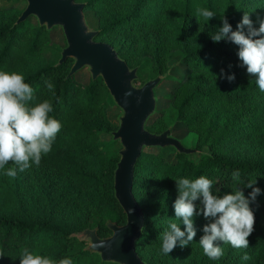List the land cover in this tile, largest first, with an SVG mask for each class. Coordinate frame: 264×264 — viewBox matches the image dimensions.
I'll return each mask as SVG.
<instances>
[{"label": "trees", "instance_id": "obj_1", "mask_svg": "<svg viewBox=\"0 0 264 264\" xmlns=\"http://www.w3.org/2000/svg\"><path fill=\"white\" fill-rule=\"evenodd\" d=\"M86 4L84 12L93 10L98 20L96 41L107 42L121 58L134 68L145 58L153 63L154 72L167 73L169 55L181 53L186 71L170 92V102L176 119L187 130L198 136L199 154L176 153L174 161L158 151L143 150L134 170L133 193L144 213V227L136 242V251L148 264H156L142 251L160 252L161 237L168 220H175L173 204L178 196L175 179H194L205 175L215 181L213 190L218 195L239 187L245 196L251 191L243 182L255 178V187L262 191L250 202L254 212L252 233L247 237L252 249L248 261L244 253L224 252L219 260H211L197 246L188 257L183 253L195 247L201 236L194 237L191 245L181 248L179 243L168 255L161 254L165 264H264V152L234 148L242 137L260 136L264 140V92H260L254 78L246 72L237 55L238 45L222 39L214 42L210 34L221 26L226 17L235 30L244 12H249L253 25L264 18V0H76ZM198 7L209 8L216 14L206 22L196 17ZM12 9V8H10ZM0 21V69L22 73L25 82L34 89L35 101L51 100L62 128L53 143L52 151L42 156L40 165L32 166L57 173L68 183L61 186L64 197L50 199L60 209H29L21 204L14 186H9L0 174V264H19V255L27 248L53 260L70 257L73 264H115L101 261L99 255L86 250L87 243L72 234L97 228L100 237L111 231L107 221L122 225L125 213L114 197V170L119 161L117 153H109L99 142L100 133L117 127L107 118L112 97L102 78L83 85L76 74L68 77L73 65L69 58L60 65L50 64L42 56L47 45L45 27L30 26L27 21L17 23L18 10L5 11ZM231 65V67H229ZM234 73L229 82L220 78ZM55 85L53 97L44 87V80ZM162 114V113H161ZM168 128L165 113L148 128L161 133ZM197 157V158H195ZM14 166L11 163L6 167ZM238 169L240 184L231 176ZM162 177V178H161ZM72 184V185H71ZM84 187L86 193L73 189ZM51 193V194H50ZM96 195L109 204L101 220L84 212L82 203H92ZM199 204V200L194 202ZM93 205V204H92ZM98 207V205H95ZM60 210V213L58 214ZM81 216V219L78 217ZM211 218L193 217L195 227H203ZM181 230L184 225L177 221ZM254 251L255 254H254ZM252 255V256H251Z\"/></svg>", "mask_w": 264, "mask_h": 264}, {"label": "clouds", "instance_id": "obj_2", "mask_svg": "<svg viewBox=\"0 0 264 264\" xmlns=\"http://www.w3.org/2000/svg\"><path fill=\"white\" fill-rule=\"evenodd\" d=\"M215 14L204 7H198L195 12L196 17H202L206 22ZM210 38L214 42L226 39L238 45L241 64L246 66V72L254 78L259 91L264 92V18H259L258 27H255L249 12H244L233 30L227 18L221 16V26L210 34ZM220 78L231 82L235 74H225L221 69ZM44 87L55 96V85L50 79L44 80ZM35 99L34 89L25 82L22 73L0 69V174L7 177L15 178L32 166L38 167L42 156L52 151L62 128L61 122L50 115L54 111L51 100L30 103ZM10 163L14 167H6ZM231 176L238 181L237 185L240 184L238 169H234ZM175 181L178 192L173 204L176 219L167 221L161 237L162 254L169 256L177 243L181 248L192 244L196 236L193 217L197 215L211 218L203 226L204 235L198 242L209 259L219 260L224 255L220 242L236 249L249 247L247 237L253 231L255 219L250 202L262 191L254 186L255 178L243 182L245 188L251 189L247 196L239 187L218 195V190H213L215 181L203 174L194 179L180 177ZM198 200L199 204L194 203ZM177 221L183 223V230ZM19 258V264H73L70 257L57 261L27 248ZM241 259L248 261L251 257L245 252Z\"/></svg>", "mask_w": 264, "mask_h": 264}, {"label": "water", "instance_id": "obj_3", "mask_svg": "<svg viewBox=\"0 0 264 264\" xmlns=\"http://www.w3.org/2000/svg\"><path fill=\"white\" fill-rule=\"evenodd\" d=\"M27 5L17 19L21 23L28 17H36L41 27H61L66 47L57 63L73 59L68 77L84 67L89 68L91 79L102 78L116 106L122 110L119 126L112 131L122 150L114 170V197L126 216L122 225L107 222L111 231L108 237H100L97 229H85L81 240H88L86 250L99 255L101 261L115 264H148L136 251V242L144 227V213L134 193L135 165L145 147H173L181 154H194L196 150L185 147L171 136L168 128L154 133L146 128V122L156 112V88L164 80L162 74L136 87L138 68H131L107 42L96 41L98 31L91 30L84 17L86 4L76 0H26Z\"/></svg>", "mask_w": 264, "mask_h": 264}, {"label": "rangeland", "instance_id": "obj_4", "mask_svg": "<svg viewBox=\"0 0 264 264\" xmlns=\"http://www.w3.org/2000/svg\"><path fill=\"white\" fill-rule=\"evenodd\" d=\"M27 5L26 0H0V21L7 14V10L12 11L14 9L18 10L21 13ZM12 8V9H10ZM21 15V14H20ZM19 15V16H20ZM18 16V18H19ZM85 22L87 26L96 31L98 27V20L93 10H87L84 12ZM28 25L37 26L39 25L36 17H28L26 19ZM45 27V26H44ZM46 29V27H45ZM48 31L47 36V45H45L42 49V56L48 61L50 64L57 65L62 50L66 47V40L64 36L63 29L61 27H53L51 29H46ZM167 65L170 67V70L167 73L162 74L164 80L158 85L156 88V112L149 117L146 122V128L158 118L161 117L163 113H165V121L167 123L168 128L171 130V136L178 139L185 147L192 148L196 150L195 156L199 154L208 152V148H203V150L198 149V136L185 128V126L177 121L176 119V111L172 107L170 102V92L172 88L177 84L178 80L182 79L186 68L181 62V53L174 52L169 55ZM135 67L138 68V79L134 82L136 87L142 86L145 82L155 78L158 74L154 72L153 63L149 58H145ZM76 80L83 85H87L92 79L91 74L89 72L88 67H84L76 73ZM111 107L107 110V118L111 124L115 125L117 128L119 126V116L122 114V110L115 105L112 100ZM162 113V114H161ZM116 128V129H117ZM167 128V129H168ZM114 129V130H116ZM112 130V131H114ZM112 131L108 133H100L99 142L103 144L104 148L109 153H119L122 150V145L119 140H114L112 136ZM236 146L234 148L238 150H246L253 151L258 155H263L264 152V140L262 137L257 136L253 138L242 137L238 142L235 143ZM160 148L158 147H145L144 150L148 151H158ZM162 155L168 159L169 161H174L175 154L178 153L173 147H163L161 151ZM119 155V154H118ZM197 158V157H195ZM14 167V166H9ZM3 179L9 186H14V182L16 179V191L18 197L20 198L21 204L29 209H52L56 211L60 209L59 206L53 207L55 205V200L50 199L51 195H49L50 190H54L55 199H61L64 197L62 193L61 186L68 187L67 181L62 179L57 175V173L48 172L43 169H35L29 168L22 173H18L15 178L7 177L3 175ZM72 185V184H71ZM73 189H77V192L81 193L80 196L84 195L86 189L84 187H77L73 185ZM51 194V193H50ZM94 199L92 203H82V206L85 208L84 212L93 214V218L95 220H101L104 217V213L102 211L107 212L109 209V204L102 199H97L96 195L90 194ZM93 204V205H92ZM95 205H98L95 206ZM102 210V211H101ZM60 213V210L58 214ZM81 219V216L78 217ZM109 222V221H107ZM106 222V223H107ZM115 223V222H114ZM97 229V228H94ZM196 234L199 236H203V227H195ZM80 232H75L72 235L75 237H80ZM87 244H89L88 240H83ZM224 252L231 250L233 247L229 244H222ZM199 246V249H202L197 243L195 247L187 248L183 253L184 257H188L193 250ZM247 249H236L233 248V253H247L248 255L251 253L252 244L251 241H248ZM256 251H254L255 254ZM147 258L152 259L156 262V264H165L161 262V252L156 249H146L142 251ZM252 256V255H251Z\"/></svg>", "mask_w": 264, "mask_h": 264}]
</instances>
